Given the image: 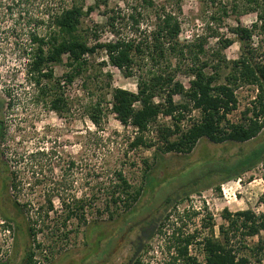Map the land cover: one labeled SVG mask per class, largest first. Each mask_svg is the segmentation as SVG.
Listing matches in <instances>:
<instances>
[{
  "label": "rangeland",
  "instance_id": "1",
  "mask_svg": "<svg viewBox=\"0 0 264 264\" xmlns=\"http://www.w3.org/2000/svg\"><path fill=\"white\" fill-rule=\"evenodd\" d=\"M148 2L156 9L165 5L167 10L176 13L181 24L179 41L183 44L203 43L208 57L220 51L222 40H232L233 44L222 52L228 61L237 59L240 52V42L232 29L237 26L250 28L257 20L255 12L245 13L254 7L250 0H182L179 9L171 0H108L107 7L94 11L83 20L81 27L90 34L95 32L100 42L111 40L113 35L105 24L106 18L102 16L108 10L120 16L115 28L121 34L144 36L154 22V10ZM90 3L92 0L88 1ZM131 15L138 20L137 24L130 19ZM90 39L93 42L94 37L90 35ZM252 40L255 44V37ZM26 58L11 51H7L4 58L0 57V101L4 103L0 109L3 129L0 145L9 148L11 153L6 159L11 182L8 190L0 194V264H23L29 251L33 254L32 262L83 264L87 260L88 263L93 252L90 243L103 232L114 233L120 224L118 215L123 214V208L111 209L113 219H109L107 211L99 204L117 172L122 173L133 189L145 184L137 204L139 207L154 195L143 178L147 167L151 168L149 173L155 179L157 188L181 179L205 160L226 161L264 143L263 129L257 138L248 143L213 144L202 140L189 154L163 153L158 130L163 126L173 129V120L160 115L145 134L154 146L150 149H131L135 130L117 121L111 112L110 93L115 88L136 92L137 80L145 75L148 66L139 63L133 67V76L125 77L108 63L104 52L97 51L87 58L88 65L83 72L71 83H66L63 76L72 70L66 67L64 56L62 64L53 68L54 78L59 79L56 91L66 101L65 111L58 114L48 106L53 93L48 88L52 84H48L46 94L39 97L25 73ZM177 79L188 87V80L183 75H178ZM236 96L237 109L228 116L232 123L241 121L254 92L251 87L243 86L236 90ZM174 101L180 103L183 99L174 96ZM9 102L13 111L5 107ZM96 104L102 112L99 126L89 119ZM183 114V128L199 117L197 111L191 109ZM220 170L227 171L226 164L222 163ZM219 190L217 192L212 187L199 195L192 193L181 203L178 199L169 207V221L163 223L161 218L157 224H162V230L166 232H170L173 224L175 227H178L175 223L182 224L183 233L196 231L200 238L207 232L200 227L201 218L207 214L213 218L215 231L223 223L220 214L225 209L230 213L249 209L256 215L264 214V161L242 173L238 179L222 182ZM92 199L97 207L101 206L98 213L86 209L84 217L65 220L62 202L71 205L83 200L88 204ZM48 200H51L54 211L46 213ZM93 221L100 227L93 229L88 242L85 238L90 235L91 228L87 224ZM30 228L32 232H29ZM261 237L264 238V233ZM137 238V230L129 232L125 240L118 243L110 259L99 264H129ZM197 241L190 247V253L202 260ZM256 242L257 238L245 241L249 248L254 247ZM163 258L164 243L155 236L148 252L143 253L142 262L162 264ZM259 264H264V259Z\"/></svg>",
  "mask_w": 264,
  "mask_h": 264
},
{
  "label": "trees",
  "instance_id": "2",
  "mask_svg": "<svg viewBox=\"0 0 264 264\" xmlns=\"http://www.w3.org/2000/svg\"><path fill=\"white\" fill-rule=\"evenodd\" d=\"M88 1L0 0V57L4 58L7 51L27 57L25 73L38 96L46 94L47 85L52 84L48 88V91H53L48 101L51 111L61 114L66 109V101L56 91L59 79L54 78V66L62 64L65 56L66 67L72 72L64 74L63 78L66 83H71L88 65L87 58L101 51L108 63L125 77H132L133 67L139 63L148 66L145 75L137 80L136 92L115 88L110 93L111 112L117 121L135 130L131 149H150L154 146L145 134L160 115L173 120V129L163 126L158 130L163 153L189 154L202 140L213 144L248 143L261 134L264 129V0H250L254 7L245 13L257 14V20L250 28L237 26L232 29L240 42L239 56L232 61L226 60L222 54L233 44L232 40H222L220 51L208 57L203 43L183 44L179 41L181 24L176 13L167 10L165 5L156 9L151 2L148 4L154 10V22L146 35L121 34L115 28L120 16L105 10L102 16L106 18L105 24L113 38L100 42L95 32L90 34L81 26L94 11L106 8L108 0H92L90 4ZM171 1L179 9L182 0ZM130 19L138 23L132 15ZM90 35L94 37L93 42ZM254 37L255 44L252 43ZM178 75L188 80V87L177 79ZM243 86L253 89V100L244 110L241 121L232 123L228 116L237 109L236 90ZM174 96H181L183 102L176 103ZM3 104L0 101V109ZM189 109L197 111L199 117L183 128V113ZM101 115L99 104H96L89 119L99 126ZM261 161H264V143L226 161L205 160L181 179L157 188L155 179L149 173L151 168L147 167L143 178L154 195L139 207L137 204L145 184L133 189L122 173L117 172L99 204L107 211L109 219H113L111 209L123 208V214L118 215L120 224L114 233L103 232L90 243L93 251L91 260L88 263L85 260L83 264L107 262L118 243L125 240L132 230L138 231V238L129 264H143L142 255L148 252L155 236L164 243L162 264H259L264 259V238L261 237L264 233V214L256 215L249 209L230 213L225 209L220 214L223 223L217 226L216 231L212 216L207 214L201 218L200 226L207 232L200 238L196 231L183 233L182 224L175 223L178 227L173 224L170 232H166L162 230V224L157 223L161 218L163 223L169 221V207L178 199L181 203L190 194L199 195L212 187L219 192L222 182L238 179ZM222 163L226 164L225 172L220 170ZM61 205L66 212V221L76 216L84 217L86 209L98 213L101 207H97L93 199L88 204L78 200L71 205L64 202ZM52 211L54 206L48 200L46 213ZM94 221L87 224L91 228L90 235L85 238L88 242L92 232L100 227ZM251 238H257V242L249 248L245 241ZM197 239L202 260L190 253V247ZM101 242L103 244L99 248ZM32 255L27 252L23 264L31 263Z\"/></svg>",
  "mask_w": 264,
  "mask_h": 264
},
{
  "label": "flooded vegetation",
  "instance_id": "3",
  "mask_svg": "<svg viewBox=\"0 0 264 264\" xmlns=\"http://www.w3.org/2000/svg\"><path fill=\"white\" fill-rule=\"evenodd\" d=\"M6 108H10L9 110L13 111V109L11 107H13L11 105V102L7 103L5 105ZM21 120V119H19ZM21 126V124H20ZM2 128V125L0 123V129ZM3 131V129H2ZM2 131H0V144H1V138L3 137V133ZM7 156H11L10 153V149L7 147H3V144L0 145V194L5 192L6 189L8 190L9 184H10V171L7 165V160L8 157ZM3 198H5V195H3ZM6 199H8V196H6ZM5 213V212H4ZM5 215V214H3Z\"/></svg>",
  "mask_w": 264,
  "mask_h": 264
},
{
  "label": "built area",
  "instance_id": "4",
  "mask_svg": "<svg viewBox=\"0 0 264 264\" xmlns=\"http://www.w3.org/2000/svg\"><path fill=\"white\" fill-rule=\"evenodd\" d=\"M29 264H44V262L42 260H35Z\"/></svg>",
  "mask_w": 264,
  "mask_h": 264
}]
</instances>
